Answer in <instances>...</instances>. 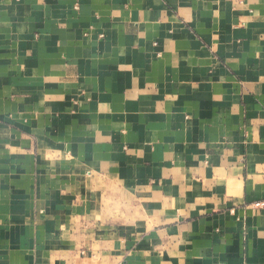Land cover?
Wrapping results in <instances>:
<instances>
[{
    "label": "crops",
    "instance_id": "obj_1",
    "mask_svg": "<svg viewBox=\"0 0 264 264\" xmlns=\"http://www.w3.org/2000/svg\"><path fill=\"white\" fill-rule=\"evenodd\" d=\"M0 264H264V0H0Z\"/></svg>",
    "mask_w": 264,
    "mask_h": 264
}]
</instances>
